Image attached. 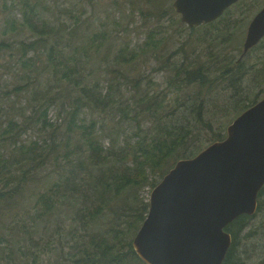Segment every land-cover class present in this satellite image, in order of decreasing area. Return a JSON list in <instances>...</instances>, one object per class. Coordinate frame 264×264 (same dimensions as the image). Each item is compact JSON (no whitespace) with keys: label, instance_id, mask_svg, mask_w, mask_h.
Instances as JSON below:
<instances>
[{"label":"trees","instance_id":"1","mask_svg":"<svg viewBox=\"0 0 264 264\" xmlns=\"http://www.w3.org/2000/svg\"><path fill=\"white\" fill-rule=\"evenodd\" d=\"M147 1L148 16L159 13L161 19L169 15L173 25L183 26L165 0ZM39 2L15 0L13 5L22 11V19L8 16L3 30L6 34L26 28L34 38L19 41L15 50L6 39L0 41V51L11 49V56L19 54L20 60L14 80L18 85L10 88V83L0 92V96H14L12 100L6 94L8 111L0 109V264H42L34 251L39 243L33 230L43 217L55 221L57 226L55 250L59 256L53 264H146L132 245L149 211V198L141 196L140 190L149 186L152 191L178 160L193 157L206 147L191 141L187 124L178 122V111L192 103L193 108L188 110L202 119L206 95L216 83L229 79L235 85L252 67H261L264 75V52L259 61H247L253 51L264 49V38L245 54L242 46L239 57L221 55L210 46L205 59H200V55L188 53L184 44L170 49V30L165 33V48L156 37L157 32L151 30L140 50L123 45L113 54L116 65L108 66L116 72L115 67L151 52L165 63V67L156 68L168 73L165 93L159 95L152 86L144 90L142 79H129L125 84L133 95L125 101L119 95L123 94V85L114 82L116 77L110 80L103 95L99 82H91L85 72L87 59L107 49L111 33L103 29L83 36L78 22L68 27L54 24L40 16ZM238 2L234 5L242 1ZM4 5L6 9L13 8ZM230 11L231 7L206 24L187 25L194 30L189 34L202 30L205 39L218 40L217 44L231 42L233 37L235 41L239 31H243H238L240 20ZM165 52L169 53L166 58ZM211 60L214 67L210 66ZM18 80L26 81L21 84ZM192 86L196 89L194 94L181 98L184 88ZM261 94L244 103L236 115L263 98L264 91ZM21 95L23 98L15 102ZM51 108H55L56 121L49 118ZM86 110L102 117L94 118L91 114L87 118ZM148 121L151 125L146 128ZM131 122L136 130L128 135L124 126ZM209 126L210 144L225 138L227 131ZM29 130L36 134L24 139ZM54 160L62 172L58 181L45 192L37 193L39 171ZM67 162L70 165L65 168ZM263 192L264 186L258 195V210L263 206ZM17 206L27 213L31 225L26 219L11 221L20 215L13 212ZM251 217L243 214L226 227L232 243L223 264H241L236 255L239 237ZM67 221L72 225L69 230ZM8 226L11 231L6 235ZM21 230L29 236L31 245L22 246L14 239ZM43 234L48 235L46 226ZM66 235L72 236L73 244L69 247L64 244ZM51 244L50 238H44L40 249L50 250ZM23 258H32V262L24 263Z\"/></svg>","mask_w":264,"mask_h":264},{"label":"rangeland","instance_id":"2","mask_svg":"<svg viewBox=\"0 0 264 264\" xmlns=\"http://www.w3.org/2000/svg\"><path fill=\"white\" fill-rule=\"evenodd\" d=\"M5 1L6 0H0V41L6 39V42L11 45L10 48H14L15 50L19 41L25 39V41L29 42L34 37L32 32L26 28L22 31L17 30L12 32L10 30L6 34L3 33L6 18L8 16L22 19V11L15 9L13 5L15 0ZM39 1L40 16L48 19L54 24L63 23L68 27L78 22L80 35L83 36L90 35L93 31H100L103 29H107L111 33L112 39L107 49L101 51L93 59H87L85 72L89 75L88 79L91 82H99V87L103 89V95L106 92L110 80L116 77L114 82L122 83L123 85V94L119 93V95L120 98L125 101L130 100L133 95V92L129 91L128 86L125 84L129 79H142L144 90L152 86L151 89L154 88L153 90L162 96V94L165 93L168 73L156 69L165 67V63L159 60L157 56L153 57L151 52L143 53L137 61L115 67L114 70L116 72L110 71L113 67H109L108 65H116L113 61V54L123 45L128 44L132 49L140 50L145 43L148 32L154 30L157 32L156 37L162 41V46L165 48V33L167 30H170L173 36L169 41V47L172 50L184 44L183 46L188 53L200 55V59H205L207 49L210 46H214L221 55L239 57L241 55L249 22L253 15L264 5V0H240L242 1L240 4H233L234 6H231L230 14H233L240 20L238 31L242 30L243 32L239 31L235 41L233 37L231 42L217 44V42H219L218 40H212L211 38L205 39L203 35L204 31L202 30L201 32L197 30L195 34L190 35L189 33L194 30H191L185 23L183 26L180 24L173 25L169 15L161 19H159V13L148 16L147 7L150 6V3H148L147 0ZM173 1L174 0H165V5L170 4L172 7ZM18 2H16V4L22 6L21 3ZM5 3L9 5L8 7L13 5V8H11V10H9L10 8L6 9ZM21 8L22 7H20V9ZM141 9H143L144 12H142ZM174 16L176 19H181L180 14L177 12H175ZM238 42L240 45L237 44ZM109 45H111V48H108ZM11 49L3 52L0 51V92L2 87L6 89V86L10 83L12 84L10 88L18 85L14 83V80L17 78L16 76H18L16 75V67H18L17 62L20 61L19 54L14 57L11 56L13 55L11 54V51L13 52ZM263 50L264 49L259 48L253 51L247 58L248 64L259 61L261 54L264 52ZM168 54V52H165V58ZM256 65L259 66V64ZM210 66H215L212 60ZM260 69L261 67H252L245 76L239 81L234 82L235 85H233L229 79L216 83L215 87L206 95V103L204 105L205 111L202 114V119L195 113H190L188 110L193 108L192 103H188L184 109L182 108L178 111V122L187 124L190 130V139L193 143L203 144L207 147V145L210 144L207 140L212 134L209 124L213 125L214 129H220L226 132L227 126L232 122L233 118L237 117L238 110L242 108L244 103H249L257 94H261L262 91H264V75ZM91 71H93L92 74H90ZM24 76L23 74V77ZM25 81L26 80H18L21 84H24ZM10 88H8L7 91ZM195 91L196 89L193 86L184 88L180 96L186 99L187 97H185V95H189L190 97ZM6 94L4 95L2 93L0 96V109H6L8 111L9 105L7 95L11 94ZM171 95L172 93L169 94V96ZM261 96H263V94H261ZM20 98H23L22 95L17 97L15 102ZM12 100H14V96H12ZM91 114H93L94 118L102 117L97 112L92 113L90 110H86L85 116L87 118H90ZM105 117L110 118L111 116ZM49 118L52 119V121H56L55 108H51ZM171 119H173L172 116ZM150 125L151 122L148 121L145 126L148 128ZM124 128L128 129V135H131L136 130L134 122L127 123ZM33 134H36L35 131L29 130L23 138H32L34 136ZM105 143L107 145V140H105ZM69 165L70 162H67L65 168H68ZM61 173L55 160L46 168L41 169L38 173L40 181L36 186V192L43 193L49 187H52L53 184L58 181ZM150 193L151 190L149 186L143 187V189L140 190V195L145 198H150ZM260 199L263 202L262 208L260 210L257 209L255 215H252L249 219L246 228L240 233V242L237 247L236 255L241 264H264V192ZM33 201L35 204V200ZM17 211L20 215H15L11 221L18 222L20 219H26L29 225L32 224L27 213L23 211L20 206L15 207L13 210V212ZM34 211L35 210L30 209V213H34ZM110 214L113 215L111 212ZM67 225L68 230L72 228L70 221H67ZM45 226L47 227L48 235L43 234ZM56 227L55 221L50 222L43 217V219L38 221L37 227L33 230V235L39 243L37 244V248H34V251L39 256V260L42 264H53L59 256L58 252L55 250V245L59 238L56 234ZM10 231L9 226L6 227V235ZM5 233L2 232V236H4ZM28 238L29 236L23 233L22 230L20 236L16 235L14 237V239L20 241L22 246L32 244ZM44 238H50L52 240L50 250L42 251L40 249L41 242ZM78 240L81 242V239ZM64 244L67 247L73 244L71 235L65 236ZM22 260L24 263L32 262V258H23Z\"/></svg>","mask_w":264,"mask_h":264},{"label":"water","instance_id":"3","mask_svg":"<svg viewBox=\"0 0 264 264\" xmlns=\"http://www.w3.org/2000/svg\"><path fill=\"white\" fill-rule=\"evenodd\" d=\"M239 0H174L188 26L218 19ZM264 38V6L250 21L243 54ZM264 186V97L217 140L178 160L152 189L149 211L132 245L146 264H223L232 243L226 227L253 215Z\"/></svg>","mask_w":264,"mask_h":264},{"label":"flooded vegetation","instance_id":"4","mask_svg":"<svg viewBox=\"0 0 264 264\" xmlns=\"http://www.w3.org/2000/svg\"><path fill=\"white\" fill-rule=\"evenodd\" d=\"M263 6H264V5H263ZM263 6H262V7H263ZM262 7H261V8H262ZM261 8H260V9H261ZM260 9H259V10H260ZM259 10H258V11H259ZM258 11H257V12H258ZM257 12H256V13H257ZM256 13L253 15V17L256 15ZM253 17L251 18V20L253 19ZM251 20H250V21H251ZM249 23H250V22H249Z\"/></svg>","mask_w":264,"mask_h":264},{"label":"bare ground","instance_id":"5","mask_svg":"<svg viewBox=\"0 0 264 264\" xmlns=\"http://www.w3.org/2000/svg\"><path fill=\"white\" fill-rule=\"evenodd\" d=\"M174 2V1H173ZM172 7H173V3H172ZM174 9V8H173ZM175 10V9H174ZM176 12V11H175ZM178 13V12H177ZM179 14V13H178ZM254 217V216H253Z\"/></svg>","mask_w":264,"mask_h":264}]
</instances>
